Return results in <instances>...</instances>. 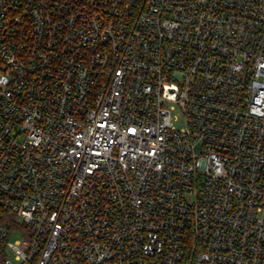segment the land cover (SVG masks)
Returning a JSON list of instances; mask_svg holds the SVG:
<instances>
[{
    "label": "built area",
    "instance_id": "2783aa9c",
    "mask_svg": "<svg viewBox=\"0 0 264 264\" xmlns=\"http://www.w3.org/2000/svg\"><path fill=\"white\" fill-rule=\"evenodd\" d=\"M0 264H264V0H0Z\"/></svg>",
    "mask_w": 264,
    "mask_h": 264
},
{
    "label": "rangeland",
    "instance_id": "374dc122",
    "mask_svg": "<svg viewBox=\"0 0 264 264\" xmlns=\"http://www.w3.org/2000/svg\"><path fill=\"white\" fill-rule=\"evenodd\" d=\"M174 114H177V115H178V120L175 121V122H176V125H177V126L182 125V124H183V118H182V116L179 114V110L176 109V110L174 111ZM14 238H15V236H12V237H11V239H14Z\"/></svg>",
    "mask_w": 264,
    "mask_h": 264
}]
</instances>
